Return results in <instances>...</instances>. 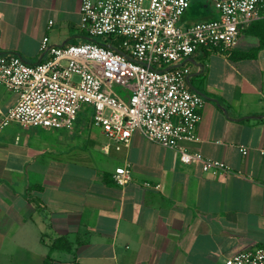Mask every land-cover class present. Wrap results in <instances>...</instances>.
Instances as JSON below:
<instances>
[{
  "label": "crops",
  "instance_id": "obj_1",
  "mask_svg": "<svg viewBox=\"0 0 264 264\" xmlns=\"http://www.w3.org/2000/svg\"><path fill=\"white\" fill-rule=\"evenodd\" d=\"M80 5L0 0V53L37 63L44 36L86 41ZM217 16L214 0H190L179 24ZM180 63L204 103L198 140L179 146L229 170L184 164L139 131L116 148L79 118L69 128L11 122L0 133V264H223L264 245V8L232 50L200 47ZM17 98L0 83V117ZM125 164L131 180L120 187L112 174Z\"/></svg>",
  "mask_w": 264,
  "mask_h": 264
},
{
  "label": "built area",
  "instance_id": "obj_2",
  "mask_svg": "<svg viewBox=\"0 0 264 264\" xmlns=\"http://www.w3.org/2000/svg\"><path fill=\"white\" fill-rule=\"evenodd\" d=\"M189 2L81 0L80 29L86 41L54 45L44 36L39 46L44 59L37 63L0 53V83L18 96L1 113L0 133L11 122L69 128L86 106L92 110V123L116 148L139 131L151 142L176 149L184 164L199 162L203 171L229 170L218 160L179 146L181 139L198 140L204 103L188 86L189 69L180 62L200 47L232 50L240 32L258 18L264 0H214L215 19L182 27L180 18ZM104 35L118 37V43L93 40ZM115 84L124 88L126 98L113 90ZM242 153H247L246 146ZM112 178L125 186L131 180L130 166H117ZM223 264H264V245L243 249Z\"/></svg>",
  "mask_w": 264,
  "mask_h": 264
},
{
  "label": "rangeland",
  "instance_id": "obj_3",
  "mask_svg": "<svg viewBox=\"0 0 264 264\" xmlns=\"http://www.w3.org/2000/svg\"><path fill=\"white\" fill-rule=\"evenodd\" d=\"M93 40L99 42V43H108V42H113L114 44H117L118 43V37H115L113 35H104V36H95L93 37ZM113 90L119 94L121 97H124L126 98L127 97V93L126 91L124 90V88H122L120 85H113ZM85 110H88L89 111V114L85 111ZM77 118H79L80 120H84L86 122H90L89 124H93L92 123V110L89 108V107H84L77 115ZM19 126V125H18ZM12 240H14L12 238ZM3 245V248L4 249H7L8 250H11L12 251L14 249L17 248V246H15V244L11 241V240H6ZM0 246H1V242H0ZM6 248H5V247Z\"/></svg>",
  "mask_w": 264,
  "mask_h": 264
},
{
  "label": "water",
  "instance_id": "obj_4",
  "mask_svg": "<svg viewBox=\"0 0 264 264\" xmlns=\"http://www.w3.org/2000/svg\"><path fill=\"white\" fill-rule=\"evenodd\" d=\"M178 65H181V64H178Z\"/></svg>",
  "mask_w": 264,
  "mask_h": 264
}]
</instances>
